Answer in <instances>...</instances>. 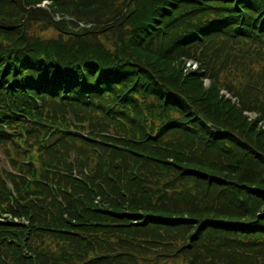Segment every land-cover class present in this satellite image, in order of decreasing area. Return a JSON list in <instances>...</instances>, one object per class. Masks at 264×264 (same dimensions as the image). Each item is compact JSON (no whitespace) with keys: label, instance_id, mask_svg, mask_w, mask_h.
Instances as JSON below:
<instances>
[{"label":"trees","instance_id":"16d2710c","mask_svg":"<svg viewBox=\"0 0 264 264\" xmlns=\"http://www.w3.org/2000/svg\"><path fill=\"white\" fill-rule=\"evenodd\" d=\"M129 1L0 0V264H264V0Z\"/></svg>","mask_w":264,"mask_h":264},{"label":"rangeland","instance_id":"374dc122","mask_svg":"<svg viewBox=\"0 0 264 264\" xmlns=\"http://www.w3.org/2000/svg\"><path fill=\"white\" fill-rule=\"evenodd\" d=\"M125 1H128V0H125ZM143 0H131L129 1V4H128V7L132 6V7H135V5L137 4H142ZM49 5V2L48 1H44L42 2L41 6L47 10V6ZM56 21L60 20L61 17L59 16H54ZM82 25V24H81ZM81 27V26H80ZM181 71H182V74H188V73H197L199 74L200 76V81L202 83V86L204 88H208L209 86V83H208V80L205 79L203 77V73H202V70L199 69V66L197 64V62L195 61H191V60H185L183 63H182V66H181ZM219 93L221 94V96H223V98H225L226 100L234 103L235 100L233 98H231L229 96L228 93H226L224 90H220ZM236 104V103H235ZM244 116L247 117V120L248 121H251L253 119H255V115L252 114V113H247V112H243ZM261 129L264 131V126H261ZM0 166L5 168V169H8V166H7V163L6 161L4 160V157L2 155V152L0 151ZM10 219V218H9ZM17 221V220H15Z\"/></svg>","mask_w":264,"mask_h":264},{"label":"water","instance_id":"95a60500","mask_svg":"<svg viewBox=\"0 0 264 264\" xmlns=\"http://www.w3.org/2000/svg\"><path fill=\"white\" fill-rule=\"evenodd\" d=\"M213 128V130H215L216 132H218V133H221L223 130L222 129H219V128H217V127H212Z\"/></svg>","mask_w":264,"mask_h":264}]
</instances>
